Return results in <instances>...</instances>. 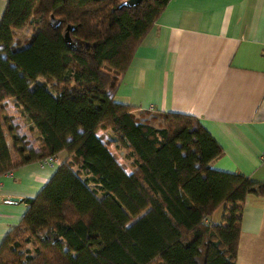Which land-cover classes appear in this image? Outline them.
<instances>
[{
  "label": "trees",
  "instance_id": "trees-1",
  "mask_svg": "<svg viewBox=\"0 0 264 264\" xmlns=\"http://www.w3.org/2000/svg\"><path fill=\"white\" fill-rule=\"evenodd\" d=\"M121 1L4 2L0 175L65 157L22 199L25 210L0 240V264H234L239 203L264 194V184L212 168L221 148L194 116L152 117L113 101L134 48L168 0L116 8ZM24 28L29 36L16 47L14 31ZM7 101L35 148L17 133ZM103 133L123 150L129 171ZM221 204H229L224 224L204 223Z\"/></svg>",
  "mask_w": 264,
  "mask_h": 264
},
{
  "label": "crops",
  "instance_id": "crops-1",
  "mask_svg": "<svg viewBox=\"0 0 264 264\" xmlns=\"http://www.w3.org/2000/svg\"><path fill=\"white\" fill-rule=\"evenodd\" d=\"M21 30L29 31L17 29L13 38L24 43L30 32L19 40ZM112 99L152 117L194 116L221 148L212 168L264 184V0H168L134 48ZM64 157L61 151L52 162L0 175V240L25 210L22 199ZM228 206L216 207L208 223L223 225ZM239 206L234 264H264V194H247Z\"/></svg>",
  "mask_w": 264,
  "mask_h": 264
},
{
  "label": "rangeland",
  "instance_id": "rangeland-1",
  "mask_svg": "<svg viewBox=\"0 0 264 264\" xmlns=\"http://www.w3.org/2000/svg\"><path fill=\"white\" fill-rule=\"evenodd\" d=\"M29 32H30V30L29 31H24V30L18 31V39L19 40L24 39ZM23 45H24V43L20 42L19 44H16V47H21ZM5 109H6L8 114L12 115V122L17 125V133L18 134H24L25 133V137H27V140H28L27 141L28 146H31V144H33V145L35 144V146H36V142L34 141L33 137L26 131L23 121L20 119V117L18 116L17 112L14 110V108L12 107L10 102H7ZM105 139H107V138L103 137V140H105ZM105 143H106V145L109 144L107 146L108 147L107 150L109 153H112L115 156L116 161L119 164H122L126 169H130L127 165L128 164L127 161L123 158V155H122L123 150L119 149V148L118 149L114 148V145H113L114 140H112V139L106 140ZM92 246L97 247V245L94 243L92 244Z\"/></svg>",
  "mask_w": 264,
  "mask_h": 264
},
{
  "label": "water",
  "instance_id": "water-1",
  "mask_svg": "<svg viewBox=\"0 0 264 264\" xmlns=\"http://www.w3.org/2000/svg\"><path fill=\"white\" fill-rule=\"evenodd\" d=\"M140 0H122L119 4L116 5V8H119L121 6H133L137 4ZM50 21L52 20L51 18L49 19ZM67 29H69V26H66L63 30L62 33V38L66 43H70L69 37L67 36ZM11 199V198H10Z\"/></svg>",
  "mask_w": 264,
  "mask_h": 264
},
{
  "label": "built area",
  "instance_id": "built-area-1",
  "mask_svg": "<svg viewBox=\"0 0 264 264\" xmlns=\"http://www.w3.org/2000/svg\"><path fill=\"white\" fill-rule=\"evenodd\" d=\"M53 161V157H45L43 159H41L40 161H38L39 163H49ZM202 221L204 223H208V218L207 217H203Z\"/></svg>",
  "mask_w": 264,
  "mask_h": 264
}]
</instances>
